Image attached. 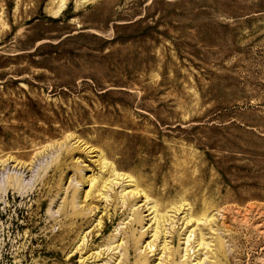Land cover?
<instances>
[{"label":"rangeland","instance_id":"rangeland-1","mask_svg":"<svg viewBox=\"0 0 264 264\" xmlns=\"http://www.w3.org/2000/svg\"><path fill=\"white\" fill-rule=\"evenodd\" d=\"M156 263L264 264V0H0V264Z\"/></svg>","mask_w":264,"mask_h":264},{"label":"bare ground","instance_id":"bare-ground-1","mask_svg":"<svg viewBox=\"0 0 264 264\" xmlns=\"http://www.w3.org/2000/svg\"><path fill=\"white\" fill-rule=\"evenodd\" d=\"M127 198V197H126ZM200 239H202L201 237H200ZM198 244H201L200 242L198 243ZM150 246V245H149ZM164 247H166V245H164ZM150 248H151V246H150ZM165 249V248H164ZM163 257V256H162ZM162 257H160V258H162ZM163 260V259H162ZM157 264V263H156Z\"/></svg>","mask_w":264,"mask_h":264}]
</instances>
